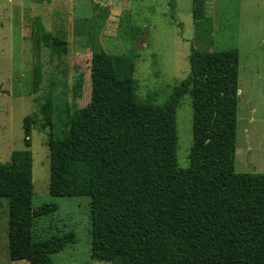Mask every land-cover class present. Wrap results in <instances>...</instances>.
I'll return each instance as SVG.
<instances>
[{"label":"trees","instance_id":"trees-1","mask_svg":"<svg viewBox=\"0 0 264 264\" xmlns=\"http://www.w3.org/2000/svg\"><path fill=\"white\" fill-rule=\"evenodd\" d=\"M173 0H168L173 9ZM207 0H192L195 38L211 34ZM61 56L67 43L37 36ZM40 43L37 42V45ZM138 56L99 50L90 59V100L65 111L53 131L50 101L43 108L49 149V195L90 200V259L108 264H264V174L235 172L239 53L191 49L189 74L161 105L137 97ZM34 66L32 87L40 83ZM81 89L78 84L75 95ZM192 101L189 167L177 164L176 112ZM25 150L0 165V205L7 201V251L13 262L53 264L75 234L36 241V219L56 205L32 207L31 126Z\"/></svg>","mask_w":264,"mask_h":264},{"label":"rangeland","instance_id":"rangeland-1","mask_svg":"<svg viewBox=\"0 0 264 264\" xmlns=\"http://www.w3.org/2000/svg\"><path fill=\"white\" fill-rule=\"evenodd\" d=\"M0 0V165L11 153L25 150L23 121L31 126L34 209L57 210L36 219V241L75 234L76 243L51 256L53 264H108L90 259V200L49 195V149L42 109L50 101L53 131L62 130L65 111L85 107L90 100V59L103 50L112 55L137 56L133 78L140 101L161 105L189 74L191 49L203 53H239L235 172L264 174V0H207L210 36L195 38L192 0ZM31 10L33 12H31ZM22 11V12H19ZM40 15L34 23L33 17ZM38 23L40 28L38 27ZM39 36L50 33L67 43L58 56ZM36 38V36H35ZM37 42L40 44L37 45ZM40 83L32 87L33 67ZM81 89L75 95V89ZM183 96L176 112L177 164L189 167L192 101ZM7 201L0 205V264L11 261L7 251Z\"/></svg>","mask_w":264,"mask_h":264},{"label":"crops","instance_id":"crops-1","mask_svg":"<svg viewBox=\"0 0 264 264\" xmlns=\"http://www.w3.org/2000/svg\"><path fill=\"white\" fill-rule=\"evenodd\" d=\"M94 1H95V0H94ZM9 2H11V0H9ZM38 4L41 5V7H40V8H41L40 11H41L42 9L44 10L43 7H44L45 4L43 3V0H42V1H39ZM19 12H22V11H19ZM31 12H33V11L31 10ZM39 18H40V15H36V16L33 17V20H32V21L35 23ZM37 28H40L39 23H38V27H37ZM49 34H50V33H49ZM32 35H33V38H34V39H37V36H39L38 33H36V35H35V34H32ZM35 36H36V38H35ZM238 92L240 93V91H238Z\"/></svg>","mask_w":264,"mask_h":264}]
</instances>
